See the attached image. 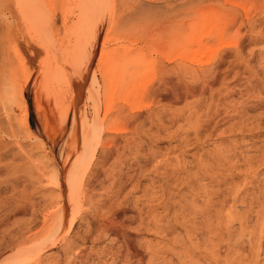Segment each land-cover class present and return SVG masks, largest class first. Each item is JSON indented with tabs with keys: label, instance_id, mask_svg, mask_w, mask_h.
<instances>
[{
	"label": "rangeland",
	"instance_id": "374dc122",
	"mask_svg": "<svg viewBox=\"0 0 264 264\" xmlns=\"http://www.w3.org/2000/svg\"><path fill=\"white\" fill-rule=\"evenodd\" d=\"M87 2H91V7L86 6ZM87 2L0 0V123L4 122L1 129L7 130L5 125L9 127L11 125L10 128L18 133L13 137L17 139L12 141V138H4L5 144L9 149H14V152L16 148L13 145L15 143L21 145L26 149L31 161H35L34 165L24 164L20 168L12 165L11 168L4 169V159L7 157H0V254H4L8 247L16 245L15 242L23 232L27 231L24 234H29L40 231L41 235H45L43 233L45 230L48 232L50 217L45 218V226L42 225V218L52 209L47 206V198L41 199L39 194L29 191L31 187L27 183L28 177L36 176L37 171L43 169L47 175L49 174L47 176L49 182L54 183L58 179L64 181L65 173L59 176L58 171L62 172L66 162L69 163L68 166L76 161L86 162L85 159L88 157H83L82 150L87 147L89 151L90 147L97 148L90 170L101 174L100 166L105 163L103 173L106 176L101 177L99 182L93 181L91 192L98 213L105 214L108 211L106 215L126 223L134 219L133 223H129V231L135 232V235L131 236H135L136 245L139 248L141 246L142 252L139 251L141 263L169 264L171 259L177 264V261H174L176 259L170 258V236L166 232L160 233L147 214L149 209L154 210L155 215L162 214L160 201L166 192L175 191L168 185L170 177L165 174L170 171L171 165H176L178 161L181 163L180 166L192 164L198 157H209L215 152L226 155L232 148H236L235 152L239 157H260L258 155L264 152V9L259 10L260 0H87ZM206 4L216 6L220 17L217 19L215 17L214 27L206 25L204 18H210L208 15L212 14L207 12L201 19L200 27L193 28L200 34H207L208 30H211L208 39L206 38L203 43L205 54L198 57L203 63L210 59L209 64L198 65L182 61L178 54H181L183 47L182 51L186 50L188 55L196 49L194 42L189 41L185 45L187 37L185 25L195 10L201 9L200 7L203 9V5ZM206 7L207 5L204 9ZM225 10L233 11L237 16L238 21L234 27H230L232 20ZM96 16L103 18V26L94 57L89 58L86 54L90 49L93 23L98 19ZM223 20L226 22L221 23ZM246 20L251 23L249 26L251 31H247L249 28ZM238 23H242L244 28L241 27L239 34L235 32ZM220 24L224 29L222 39L219 41L221 44L215 34V29ZM166 25L171 28L168 29L169 33ZM248 32L250 33L247 34ZM241 33L246 35L245 38L244 36H241L243 39L239 38ZM105 39L104 46H101ZM234 42L239 44L234 48L239 50L238 56L231 46L225 45ZM223 51L229 53L224 61L221 58L225 55ZM108 52L115 58L122 59L128 54L126 60L132 61V64L129 62L128 71L133 67L142 69V66L144 71L132 69L131 74L129 72L125 74V79L130 78L128 81H120L116 85L109 83L104 73L106 61L110 60L107 58ZM85 58L86 61H90L87 65L90 69L86 71L88 75L77 90L74 86L71 91L69 80L73 77L78 79L75 73L77 70L81 72L83 64L81 68L80 64ZM21 61H24V71L20 68L23 64ZM162 63L169 67L177 64L192 67L197 70L199 77L203 76L200 70H207L206 80H211L213 75L216 77L212 87L207 88L206 94L192 102L193 105L190 103V108L187 106L185 108L183 103L167 97L170 94H166L165 91L163 93L166 96L161 92L157 94L153 90L143 88L147 85L153 88L159 85ZM136 72L141 74L134 75ZM25 74L31 75L28 85L23 82ZM128 74L130 75L127 76ZM93 77L97 85L94 87L96 95L94 102H90L87 99L86 88L90 86ZM185 77L184 82L189 84V75ZM20 89L26 106L29 131L33 136L45 139V144L35 145L32 139L27 138L24 127H20L19 119H22L23 115L20 110ZM75 90L78 93L77 97H73ZM50 104L54 120L51 119L50 112L48 113ZM106 104L109 105V109L106 108ZM97 105L98 108L95 107ZM128 105L144 106L129 114ZM94 107L100 110L98 115H94ZM37 108L40 111L45 110L43 118L54 130L52 138L50 136L45 138L36 118ZM106 109L109 113L105 116ZM117 112H121L122 115L118 113L116 116ZM66 113L67 123L62 129L60 119ZM123 113L129 115V118ZM6 117H9L7 121ZM241 119L245 120L247 129L246 127L241 131H236L237 127L229 129L231 124L239 123ZM114 120L119 123L117 125L128 127L127 133L108 135L106 131L111 122L115 124ZM84 122L85 127L90 126V131L87 129L88 133L80 143L81 127ZM191 123L197 125L196 131ZM107 136H113L114 139L106 142ZM66 138L68 142L64 145ZM121 138L128 139L122 141ZM57 142L59 144L56 146ZM104 146H108V149ZM240 180L241 177H237L234 182ZM262 185L264 165L256 175L253 190L248 189L255 195L258 192L256 186ZM242 197H246V194H240L239 198ZM111 205L114 206L110 208ZM241 208V204L238 203L236 210L239 211ZM89 214L87 203L83 205L81 203L69 233L44 254L45 260L42 264L55 263V260V264H118L112 253L121 246V239L115 234L97 238L95 235L97 223ZM139 216L145 219L143 224L139 223ZM162 225L164 222L160 224L161 227ZM27 227L28 230L23 231ZM163 230L166 231L165 228ZM5 253L7 256V252ZM259 258L261 259L259 264H264L262 259L264 246L261 248Z\"/></svg>",
	"mask_w": 264,
	"mask_h": 264
},
{
	"label": "bare ground",
	"instance_id": "6f19581e",
	"mask_svg": "<svg viewBox=\"0 0 264 264\" xmlns=\"http://www.w3.org/2000/svg\"><path fill=\"white\" fill-rule=\"evenodd\" d=\"M260 2H261L260 3L261 5H259L260 6L259 10L264 9V0H260ZM86 4H87L86 6L90 5L91 7V2H87ZM206 5L207 7L204 9ZM206 5L205 6L203 5V9L202 7H200L201 9L195 10V12L192 14V17L189 19V22L187 23V25H185V29L187 30V37H186L185 45H187L189 41L194 42L196 49H193V51L189 53L190 55H188V53L185 52L186 50L182 51L184 49L183 47V49L181 50V54L180 55L178 54V58L180 57L182 61H188L189 63L198 64V65L209 64L208 62L210 59H208L206 62L203 63L201 62V59L198 57L199 56L203 57V54H205V52H203L205 51L203 49L204 48L203 43L206 38L208 39L209 35L211 34V30H208L207 34H200L196 30L200 27L199 24L202 21L201 19L203 15H207L206 14L207 12H211L212 14L208 15L210 18H207V19H205L206 17L204 18L205 24L209 26H213V27L215 26V21H216L215 17L216 19L219 18L220 16L218 17V15L220 14L218 13L219 9H217L216 6L211 5V4L210 5L206 4ZM133 11H136V10H133ZM228 13L232 20L231 21L232 26L230 27H234L238 21L236 20L237 16L235 15L233 11L228 12ZM248 21L246 20V24L249 28L251 23ZM222 22H226V20L221 21V23ZM221 25L222 24H220L219 27L215 29V34L218 36V42L222 39V35L224 33V29L222 28L223 26ZM102 26H103L102 17L98 18L93 23L92 32H91L90 49H89V52H87L86 54L88 55L89 58L94 57V51L97 45L98 38L100 37ZM194 26L195 28H197L196 30H194L193 28ZM241 27L243 28L242 23L240 24L238 23V27L235 30L237 34L240 33L239 31ZM209 28H212V27H209ZM250 28L247 29V31H249ZM168 29H169V26L166 27V30ZM169 30H168V33L170 32ZM195 31H196L195 33L196 37H195V34H193ZM249 33L250 32H248L247 34ZM241 36L242 37L244 36L245 38L246 35L242 34L240 35L239 38H242ZM105 41L106 39L103 40V42H101L102 43L101 46H104ZM219 43L221 44V42ZM237 43L235 42L227 43L225 45L231 46V48L234 49L239 45ZM223 46L222 48H225ZM234 50L236 52L235 54L238 56L239 50L237 49H234ZM223 54L225 55H222L221 58L224 61L225 58L229 55V53L224 52ZM127 55H126V58H123V59L121 57L115 58L114 55L109 54L108 52L107 58L110 60L106 61V64L104 67V73L109 83L116 85L120 81L122 82H124V80L128 81L130 78L125 79L126 77L125 74H127L128 72L130 73V70L132 69L134 70L136 68V71H140V70L142 71L143 69L142 65H141L142 69L141 67L131 68L130 66L131 69H129L128 71L129 62L132 64V61L126 60L128 59ZM238 59L240 60L239 57ZM241 60L243 61V58ZM21 62L23 64H21L20 68L22 71H24L25 70L24 61H21ZM89 62L86 61V58L81 62L80 68L82 67V64H83V68L81 72L80 70H77V72L75 73L78 79L74 78L73 76H69V77H73V78H70L69 80V88L71 91L74 88V86H76V90H77V87L78 86L80 87L84 83V80L88 75L86 71L90 69L87 67ZM171 72H173L172 75H171ZM199 72L203 75L202 77H199L197 75V70H195L192 67L181 65V64L174 65L173 67H171L170 65L169 67L162 63L160 65L161 78H160L159 85H157V87L155 88H153V86L148 87V85L143 86V88L145 87L144 88L145 90L146 89L153 90V92L157 94L161 92L164 95L165 93L163 92L165 91L166 94L168 93L170 94L167 97L171 98V100L172 99L173 101L177 100L179 101V103L181 104L183 103L182 105H184L185 108L186 106L187 108H190L189 106L190 103L199 100L202 96L206 94L207 88L212 87L214 83L213 80L216 77V75H213V78H211V80H206V78L208 77L207 75L208 71L200 70ZM130 74H128L127 76H129ZM137 74L140 75L141 73L136 72L134 75H137ZM187 75H189L190 77L189 84H186L188 82L186 83L184 82V79L186 78L185 76ZM30 81H31V75L25 74L23 78L24 84L28 85ZM140 83L142 84V82ZM105 84H108V83H105ZM120 84L123 85L124 83H120ZM143 84H144V81H143ZM95 85H96V80H95V77H93L90 86H87L86 88L87 99H89L90 102H94V97L96 95V94L94 95ZM109 86L111 87L112 85H109ZM113 87L115 88L116 86H113ZM140 88H142V86ZM76 90L73 92V97L78 96V93ZM20 92H21L19 93L20 102H21L20 110H22L23 112V115L21 117L22 119H19L20 127L21 126L24 127L27 138L32 139L35 145L38 146L39 144H45V139L33 136L29 131V127L27 123V111H26V106L23 100L21 89H20ZM39 93L41 94L42 90L41 92L39 91ZM79 93H82V92L79 91ZM135 95H138V94L135 93ZM95 101H97V99ZM96 104H98V102ZM108 104H106L107 109H109ZM50 105H49V110L48 109L47 110H48V113L50 112L51 114L50 115L51 119L54 120L55 116L52 113L53 112L52 105L51 106ZM95 107L98 108V105ZM95 107H94V115H98L100 110ZM140 107L133 106V105L130 106L129 114H131L134 110L136 111L139 110ZM40 108H42V106ZM37 109L38 111L36 112V118H37L38 123L41 126V129L44 132V135L46 136L45 138H49V136L50 138H52L54 130L52 129L51 124L45 118H43V115H44L43 112L45 110L44 111L41 110L42 111L41 112L39 108ZM107 109L104 114L105 116L107 113H109ZM121 112H117L116 116H118V113H120V116H121L122 115ZM5 116H8V115H5ZM125 116L129 118L128 117L129 115H125ZM2 117H4V115ZM8 118L6 117V121ZM113 118H116V117L113 116ZM111 119L110 121H112ZM48 120L50 121V118ZM118 120H120V118H118ZM115 121L117 120H114V122ZM66 123H67V113L64 114L63 117H61L60 119V124L62 125V129H63V126H66ZM112 123L113 122H111V126H109L108 130L106 131L108 135L109 133H113L115 135L122 134L125 132L127 133L128 127L117 125L119 124L118 122H115L114 124L115 126ZM3 124L4 122L2 124L0 123V157H7L6 159H4L5 164L3 168L9 169L12 167V165H14V167L20 168L21 165L29 164V163H32V165H34L35 161H31V157L27 155L28 153L26 154V149H24L21 145L17 143H15L14 145L12 144L14 148H16V151L14 152V149L13 150H11L12 148L9 149L8 145L5 144L4 138H9V139L12 138L11 139L12 141L16 140L17 138L14 139L13 137H15V135H18V133L16 134L14 132V129H11L12 128L11 125H10L11 128L9 127V125H5L6 128L8 129L10 128L9 131L8 129L7 130L1 129V127L4 126ZM5 124H7V122H5ZM8 124H10V122H8ZM84 125H86L85 122L82 123V127H81L80 143H82L83 138L86 137V134L88 133L87 129H89L90 131V126L85 127ZM192 126H195L192 128L193 129L195 128V131H196V129L198 128L196 127L197 125L194 124ZM235 127H237V129ZM244 127H246V129L248 128L247 124L245 123V120L241 119L239 123L235 122V124H231L229 129L231 130L234 128L236 129V131H241ZM62 129H58V131ZM58 131H57V134H58ZM99 133L101 134V130H99ZM111 137L107 136L106 142H110L114 139V137L113 138ZM127 139L121 138L122 141H126ZM67 142L68 140L66 138L64 145L67 144ZM106 142L105 144H107ZM78 147L80 148L81 145ZM60 148H61L60 150L62 151V147ZM96 149L97 148L89 147V151H88L87 147H85L82 150V152L84 153L83 157H88L85 159L86 162L76 161L75 163H71L70 166H68L69 163L66 162L67 170H66V163H65V165L62 167V172L59 173L58 171L59 176L60 174L62 175L65 173L64 181H60V179H58L56 182L54 181V183L52 181H51L52 183L49 182L48 180L49 178L47 179V176L49 174L47 175L43 169L37 171L36 176L31 175L28 177L27 183L29 184V187H31V190L29 191L36 192L37 194H39L38 196H40L41 199L47 198L48 199L47 206L49 207V209H52V210H48L45 213L44 217L42 215L43 217L42 225L43 226H45L46 224L45 218L50 217L48 232L46 230L43 231L45 235H41L40 231L38 233L29 232V234H24L27 232L26 230H28V227H27L25 230H23L26 232H23V233L21 232L22 234L19 236V238L15 242L16 245H13L10 247L7 246L8 249L5 248L6 249L5 252H7V256L5 252H4L5 255L3 253L2 255L0 254V263L2 261L3 264H42L43 261L45 260L44 254L48 250L55 247L56 244H58L61 240H63L67 236V234L69 233L71 229V225L73 224L74 220H76V217L78 215V208H81V203L83 205L86 202L88 212L90 213L89 215L92 216L93 221L97 223V228L95 230L96 237L101 238L107 234L109 235L115 234L121 239V246L118 248V250L115 253H112L113 255L112 257L115 260V262H117L118 264H133V263L143 264L140 262L141 260L139 259V256L141 255V254L139 255L141 246L139 248V246L136 245L135 236H131V235H135V232H133L132 230L129 231V223H133L134 219L131 221H127L126 223V222L118 221L115 218L109 217L108 215H106L108 211L105 214H99L98 207L93 203V199L91 197V192L93 190V181L99 182L101 177L106 176L103 173V170H104L103 168H104L105 163H103L100 166V169H101L100 171H102L101 174H99V172L98 173L94 171L92 172L90 170L92 161L96 155ZM235 150L236 148H232L231 150L228 151V154L226 155H222L221 153L215 152L213 155H209V157H204V158L198 157L195 162H193L192 164L188 163V165L185 164V166L183 165L180 166L181 163L178 161L176 165L173 164L171 165V167L169 166L170 171L165 173L170 177V180L168 181V185L170 187L172 186L171 188L175 191L169 190L168 193L166 192L164 194V198L162 199V201H160L159 206H162L161 208H163L162 214L155 215L154 210L152 209H149L147 214L149 215L151 221H154L152 222L153 226L161 231L160 233L166 232L167 235L170 236V245H171L170 246V255H171L170 258L176 259L174 261H177V264H259L260 263V260H261L259 258L260 252H261L262 246H264V185L256 186L255 189L258 190V192L255 195L251 194L252 192L251 190H253L252 186L254 182L256 181V175L260 171V167L264 165V152L258 155L260 157H249V156L239 157L236 154ZM17 157H21V158H17ZM183 161L184 160H182V162ZM53 173H56V172H53ZM53 173H52V176H53ZM54 175H57V174H54ZM237 177H241V180L239 182H234V180L237 179ZM54 179L55 178H53V180ZM44 181H46V183H44ZM248 188H251V190H249ZM240 194H246V197L248 196V198L246 197L239 198ZM162 196H163V193H162ZM238 203H240L242 206V208L239 211L236 210V206ZM113 206L114 205H111L110 208H112ZM144 221L145 219H142L139 216V223L143 224ZM163 222H164V225H162L161 227L160 224H162ZM148 223L147 225H149ZM163 228H165L166 231H164ZM10 245L12 244L10 243ZM55 263H56V260H55ZM55 263H49V264H55ZM169 264H174L171 259L169 260Z\"/></svg>",
	"mask_w": 264,
	"mask_h": 264
},
{
	"label": "water",
	"instance_id": "95a60500",
	"mask_svg": "<svg viewBox=\"0 0 264 264\" xmlns=\"http://www.w3.org/2000/svg\"><path fill=\"white\" fill-rule=\"evenodd\" d=\"M59 144V142H57V144L56 145H58Z\"/></svg>",
	"mask_w": 264,
	"mask_h": 264
}]
</instances>
